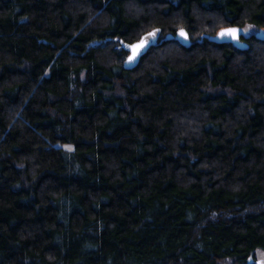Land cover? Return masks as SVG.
<instances>
[{"label": "trees", "instance_id": "obj_1", "mask_svg": "<svg viewBox=\"0 0 264 264\" xmlns=\"http://www.w3.org/2000/svg\"><path fill=\"white\" fill-rule=\"evenodd\" d=\"M0 264H264V0H0Z\"/></svg>", "mask_w": 264, "mask_h": 264}, {"label": "water", "instance_id": "obj_2", "mask_svg": "<svg viewBox=\"0 0 264 264\" xmlns=\"http://www.w3.org/2000/svg\"><path fill=\"white\" fill-rule=\"evenodd\" d=\"M226 29H237L238 30L237 37L234 39L232 36H221L220 33ZM182 31L185 35H181ZM243 33H244V29L241 26L230 25V26L220 29L215 35L209 36L208 39L212 42L219 43V44L233 43L238 48H246L247 42L242 38ZM257 36L261 37V33H258ZM171 39L181 41L185 45H189L191 43L188 32L184 28L179 29L176 34H168L166 36V40H171ZM141 40H146L148 41V43H146L142 49H139V54H136L134 56L136 49L133 46L140 44ZM155 42H156V36H151L150 38L143 37L132 43H127V42L124 43L123 47L128 52V55L126 56L125 61H124V65H123L124 68L127 70H132L136 68L143 56V53L147 51L149 47L152 46ZM133 56H134V59H130V57H133ZM252 261H253L252 256H250L249 262L252 263Z\"/></svg>", "mask_w": 264, "mask_h": 264}, {"label": "snow or ice", "instance_id": "obj_3", "mask_svg": "<svg viewBox=\"0 0 264 264\" xmlns=\"http://www.w3.org/2000/svg\"><path fill=\"white\" fill-rule=\"evenodd\" d=\"M238 30L237 29H226L223 32L220 33L221 36H232L234 39L237 37ZM150 35L154 36L155 33H151ZM181 35H185L183 31L181 32ZM148 43L146 40H141L140 44L133 46L136 49V52L134 53V56L136 54H139V49H142L145 44ZM133 57H130V59H134Z\"/></svg>", "mask_w": 264, "mask_h": 264}]
</instances>
